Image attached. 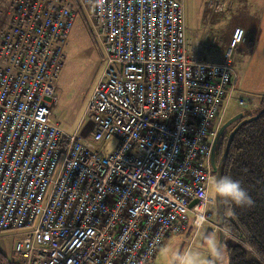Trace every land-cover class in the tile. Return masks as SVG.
Here are the masks:
<instances>
[{
	"label": "built area",
	"instance_id": "1",
	"mask_svg": "<svg viewBox=\"0 0 264 264\" xmlns=\"http://www.w3.org/2000/svg\"><path fill=\"white\" fill-rule=\"evenodd\" d=\"M11 6L0 31V238H13L17 264H159L167 237L210 221L209 153L230 106H244L233 54L247 30L235 26L211 62L190 44L183 0ZM80 15L104 61L66 132L52 112Z\"/></svg>",
	"mask_w": 264,
	"mask_h": 264
},
{
	"label": "rangeland",
	"instance_id": "2",
	"mask_svg": "<svg viewBox=\"0 0 264 264\" xmlns=\"http://www.w3.org/2000/svg\"><path fill=\"white\" fill-rule=\"evenodd\" d=\"M11 1L0 0V31L7 26L11 17ZM238 2L233 4V0H183L187 32L189 38H192L190 44L201 58L211 62L222 61L224 50L234 28L233 21L239 18L241 22L245 23L248 17H251L249 14L253 9L252 1L245 0L240 5H238ZM258 4H260V1L256 2V5ZM234 5H237L235 9ZM257 11L258 8L256 9V15ZM233 12H237L239 17L235 16L233 18ZM255 38L256 32L249 34L248 31L245 36L246 43L245 41V44L240 43L242 46H238L239 52L236 50L233 54V66L238 75L250 52L253 51L251 48ZM103 61L104 53L99 46L97 36L80 15L67 37L63 63L57 73L56 100L52 117L60 123L65 131H73L80 122L90 93L102 70ZM250 96L248 97L250 104L248 107L253 111L260 106L264 94H261L260 98H258V94ZM240 108V106L233 103L230 106V113L228 112L227 118L234 115L232 113L240 110ZM84 121L81 126L83 128L81 134H86L90 129L87 120L84 119ZM234 123H237V121ZM231 128L232 126H229L225 131L227 135V131ZM113 146L114 144L111 142L105 144L107 150H112ZM208 210L211 213L210 222L205 223L197 235L193 237V233L186 231L173 234L164 240L156 255L157 263L214 264L213 256L219 241V227H216L219 223L217 203L215 202V205L209 207ZM205 231H207L206 235L204 234ZM223 231L225 233V230ZM12 245V237L0 238V248L5 249V254L10 255L12 253ZM218 255H220L219 264H227L222 245Z\"/></svg>",
	"mask_w": 264,
	"mask_h": 264
},
{
	"label": "trees",
	"instance_id": "3",
	"mask_svg": "<svg viewBox=\"0 0 264 264\" xmlns=\"http://www.w3.org/2000/svg\"><path fill=\"white\" fill-rule=\"evenodd\" d=\"M261 100L260 106L253 111L245 100L244 106H240L244 110L240 108L235 114L242 113V119L257 114L264 106V99ZM236 124L230 125L232 128L227 131L228 135L225 132L227 128L222 132L216 147V164ZM225 174L240 180L252 197L250 205L236 207L234 211H228L229 206L221 202L222 229L226 233L222 248L227 264H264V112L236 130L221 164V175ZM253 248L258 250L259 255L254 253ZM0 261L10 264L1 250Z\"/></svg>",
	"mask_w": 264,
	"mask_h": 264
},
{
	"label": "crops",
	"instance_id": "4",
	"mask_svg": "<svg viewBox=\"0 0 264 264\" xmlns=\"http://www.w3.org/2000/svg\"><path fill=\"white\" fill-rule=\"evenodd\" d=\"M243 1L245 0H233V4L235 2H238V5H240L242 4ZM247 1H252L253 3L252 12L249 14L251 17H248L245 23L241 22L239 18H237L236 20L233 21V27H235V25L237 24L243 26L247 30V32L249 31V34H253L254 31L256 32V38L252 44L253 47L251 48L253 49V51L250 52V55L247 61L244 63L239 75L237 74V82H236L237 95L249 101L248 97H251L250 95L258 94V98H260L261 94H264V0H247ZM257 1H260V4L256 5ZM236 6L237 5H234V9ZM257 8L258 11L256 15ZM235 16L239 17L237 12H233V18ZM242 43L245 44L246 41L245 43L244 42ZM236 50L237 52H239L238 47ZM237 111L238 110H236L232 114L236 113ZM212 193L214 192L212 191ZM206 233L207 231H205L204 234L206 235ZM0 250L4 254L6 253L5 249L0 248ZM12 253L10 255L7 254L5 255L9 259L10 264H12L13 262L14 264H16L14 257L12 258ZM0 264H2L1 261ZM4 264H8L7 261H5Z\"/></svg>",
	"mask_w": 264,
	"mask_h": 264
},
{
	"label": "clouds",
	"instance_id": "5",
	"mask_svg": "<svg viewBox=\"0 0 264 264\" xmlns=\"http://www.w3.org/2000/svg\"><path fill=\"white\" fill-rule=\"evenodd\" d=\"M212 189L217 199L229 206L228 211H234L236 207H245L252 203V197L242 186V182L231 175L217 176L212 182ZM259 255L258 250L253 248ZM219 253V249L217 250Z\"/></svg>",
	"mask_w": 264,
	"mask_h": 264
},
{
	"label": "water",
	"instance_id": "6",
	"mask_svg": "<svg viewBox=\"0 0 264 264\" xmlns=\"http://www.w3.org/2000/svg\"><path fill=\"white\" fill-rule=\"evenodd\" d=\"M263 111H264V107L259 111L258 114L262 113ZM258 114H257V115H258ZM257 115H254V116H252V117H250V118H243V119H242L243 114H242V113H237V114L233 115L232 117H230L229 119H227V120H226V121L220 126V128L218 129L217 134H216V136H215V138H214V141H213L212 147H211V148H212V150H211V162H212V165H213L214 169L216 170V177L221 175V162H222L224 156L226 155V153H227V151H228V149H229V145H230V143H231V140H232V138H233L234 133L236 132V130L238 129V127H239L241 124H243V123H245V122H250L251 120L255 119V118L257 117ZM238 120H239V122L236 124V126H235L234 129L231 131V133H230V135H229V137H228V141H227V145H226V149H225V153H224L223 157L220 159V161L218 162V164L215 165V159H214V156H215V149H216V147H217V144H218V141H219V138H220L222 132H223L226 128H228L231 124H233L234 122H236V121H238ZM215 196H216V195H215ZM195 201H196V200H193V201L191 202V204H193ZM216 201H217L218 212H219V223H218V226H219V228H220V231H219V241H218V246H217V248H216V251L214 252V258H213V260H214V263H215V264H219V262H218V252H217V250H218V249L220 250V248H221V245H222V241H223V237H224V235H223L222 227H221V226H222V218H221V216H222V213H221V201H219V200L217 199V197H216Z\"/></svg>",
	"mask_w": 264,
	"mask_h": 264
},
{
	"label": "bare ground",
	"instance_id": "7",
	"mask_svg": "<svg viewBox=\"0 0 264 264\" xmlns=\"http://www.w3.org/2000/svg\"><path fill=\"white\" fill-rule=\"evenodd\" d=\"M205 39V38H204ZM199 40H201V39H199ZM200 43V42H199ZM213 49V48H212ZM213 57V56H212ZM236 82H237V73H236V70L234 69V67H233V95L234 96H236V97H238V95H237V93H236ZM238 98H240L242 101H243V104L245 103V100H244V98H242V97H238ZM264 107V106H263ZM262 107V108H263ZM264 112V111H263ZM259 113V112H258ZM257 113V114H258ZM257 114H255V115H257ZM261 114V113H260ZM259 115V114H258ZM257 115V116H258ZM252 116H254V115H252ZM252 116H250V117H252ZM250 117H246V118H250ZM257 118V117H256ZM254 120V119H253ZM252 121V120H251ZM239 122V121H238ZM237 122V123H238ZM236 126V125H235ZM234 129V128H233ZM232 129V130H233ZM231 133V132H230ZM235 134V133H234ZM230 135V134H229ZM232 141V140H231ZM230 146V145H229ZM225 149H226V146H225ZM225 149H224V152L222 153V156L220 157V159L223 157V155H224V153H225ZM211 150H212V148H211ZM211 150H210V153H209V160H208V166H209V169H211V170H215L214 169V167H213V165H212V162H211ZM229 150V149H228ZM216 153H217V151H216V149H215V156H214V159H215V165H217L216 164ZM227 153H228V151H227ZM227 153H226V155H227ZM226 155L224 156V158L226 157ZM224 158H223V160H224ZM220 159H219V161H220ZM222 160V161H223ZM218 161V162H219ZM221 164H222V162H221ZM195 204H196V202H194L193 204H191L190 203V205H189V208H193L194 206H195ZM214 213V212H213ZM188 216H189V218H192L193 217V214H192V212L191 211H189L188 212ZM221 218H222V216H221Z\"/></svg>",
	"mask_w": 264,
	"mask_h": 264
}]
</instances>
